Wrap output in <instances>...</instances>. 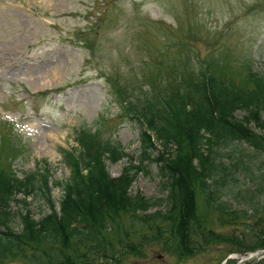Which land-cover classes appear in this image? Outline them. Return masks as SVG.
Returning a JSON list of instances; mask_svg holds the SVG:
<instances>
[{
	"label": "rangeland",
	"instance_id": "1",
	"mask_svg": "<svg viewBox=\"0 0 264 264\" xmlns=\"http://www.w3.org/2000/svg\"><path fill=\"white\" fill-rule=\"evenodd\" d=\"M187 54L202 62L228 60L232 72L238 67L243 73L248 64L264 73V0H0V163L10 155L9 163L21 177L41 169L45 161L49 182H62L69 174L63 150L75 147L74 134L81 127L92 128L96 119L103 122L101 136L118 143L128 155L105 163L108 174L118 176L129 159L136 163L140 127L119 113L107 80L122 89L139 69L150 71L157 62L162 72L168 65L173 71H186ZM49 80L51 88L38 89ZM14 84L25 86L32 97L25 99L21 86ZM243 114L234 112L236 118ZM224 152L230 158L243 152L242 158L258 161L243 142L230 144ZM159 184L156 163L150 162L136 171L129 193L162 197ZM49 189L57 210L61 187ZM233 191L243 192L234 186L222 199L232 208L243 207L232 202ZM10 207L23 210L19 203ZM25 208L38 218L48 204L30 195ZM164 209L162 202L147 212ZM213 215H207L204 228L199 229L206 243L190 255L177 254L161 240H151L138 221L118 220L119 238L122 230L127 231L125 241L139 247L107 264H232L236 244L217 236L259 244L256 229L248 226L254 218L231 225L215 221ZM11 225L20 227L18 216ZM188 239L187 247L193 248L197 232L192 231ZM114 243V252H119L121 244ZM255 264H264V258Z\"/></svg>",
	"mask_w": 264,
	"mask_h": 264
},
{
	"label": "trees",
	"instance_id": "2",
	"mask_svg": "<svg viewBox=\"0 0 264 264\" xmlns=\"http://www.w3.org/2000/svg\"><path fill=\"white\" fill-rule=\"evenodd\" d=\"M238 69L232 72L226 63L206 60L194 70L188 66L177 73L140 76L147 82L145 90L139 85L137 90L114 87L119 108L140 126L136 163L129 159L116 177L108 174L106 161L128 155L118 143L101 137L98 124L92 131L80 128L76 147L63 151L69 174L62 182H49L45 161L41 169L21 177L1 163L0 264H107L139 247L125 241L127 231L122 230L119 238L122 219L140 222L151 240L190 255L206 243L199 229L207 215L231 225L254 218L248 226L256 229L259 244L217 238L232 241L235 251L264 245V73L248 65L243 73ZM236 110L244 112L241 118L235 117ZM234 142L251 147L258 161L242 158L243 152L230 158L224 149ZM150 162L156 163L163 196L130 194L136 171ZM54 185L62 191L57 210L49 189ZM234 186L243 190L231 192L232 202L243 206L238 209L222 199ZM30 195L48 204L38 218L25 208ZM162 202L163 211L147 212ZM11 203L21 204L23 210L11 209ZM15 216L18 229L11 225ZM194 230L198 240L189 248ZM114 242L121 244L119 252H114ZM65 249L70 253L63 254Z\"/></svg>",
	"mask_w": 264,
	"mask_h": 264
},
{
	"label": "water",
	"instance_id": "3",
	"mask_svg": "<svg viewBox=\"0 0 264 264\" xmlns=\"http://www.w3.org/2000/svg\"><path fill=\"white\" fill-rule=\"evenodd\" d=\"M238 255H240L241 257L237 260L236 262L237 264H240L246 261L247 259H250L249 264H254L255 261L264 257V246L259 249H254L251 251H244L242 253H239Z\"/></svg>",
	"mask_w": 264,
	"mask_h": 264
},
{
	"label": "bare ground",
	"instance_id": "4",
	"mask_svg": "<svg viewBox=\"0 0 264 264\" xmlns=\"http://www.w3.org/2000/svg\"><path fill=\"white\" fill-rule=\"evenodd\" d=\"M50 85H47L45 83H40V88H48Z\"/></svg>",
	"mask_w": 264,
	"mask_h": 264
}]
</instances>
